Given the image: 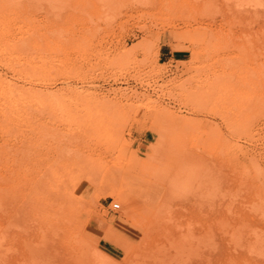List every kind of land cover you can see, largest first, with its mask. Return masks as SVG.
Masks as SVG:
<instances>
[{
  "label": "rangeland",
  "instance_id": "obj_1",
  "mask_svg": "<svg viewBox=\"0 0 264 264\" xmlns=\"http://www.w3.org/2000/svg\"><path fill=\"white\" fill-rule=\"evenodd\" d=\"M77 1L0 0V175H13L17 193L43 176L53 184L61 157L89 160L82 212L73 220L94 255L87 264H161L150 245L177 208L191 223L222 218L241 228L264 205V0L191 1L203 9L173 0H97L85 12ZM183 159L189 164L178 169ZM124 171L154 189L150 208L121 201ZM213 173L225 175L215 194L220 217L202 200L209 187L202 178ZM254 215L264 222L262 212ZM116 217L137 232L125 240L129 258L86 238L97 240L89 222ZM25 230L14 229L12 251L30 252L28 264H47L37 250L45 230L27 246ZM240 230V241L227 239L225 247L261 264L264 249L248 246L264 242V224L256 239L253 229Z\"/></svg>",
  "mask_w": 264,
  "mask_h": 264
},
{
  "label": "bare ground",
  "instance_id": "obj_2",
  "mask_svg": "<svg viewBox=\"0 0 264 264\" xmlns=\"http://www.w3.org/2000/svg\"><path fill=\"white\" fill-rule=\"evenodd\" d=\"M110 1L113 0H108V5ZM191 1L192 0H173V2H177L180 7L181 5H184V3L193 5ZM205 2L207 5H209L211 0H205ZM198 4L199 3L196 5L194 4V8ZM77 6L81 12L88 11L90 7L95 9L97 8V0H78ZM202 6L199 4V7L202 8ZM4 8L5 6H0V13L5 10ZM205 9L207 11V6ZM3 85L4 82L0 80V87L3 88ZM179 122L181 123V121ZM59 163L60 169H55L53 171L54 176H51L53 178V184H50L52 180L50 181L47 177L43 176L44 178H39L35 182L31 183L33 187L25 189L21 187L22 189L18 190L17 193L14 192V189V191H12L13 186H15L13 175L11 173L0 175V260H2V264H28L29 259L31 260L32 256L30 252H21L19 249V252L17 253L12 251L13 237L15 236L14 234H16L14 229H17V231L20 232L21 228L24 227L27 228V231L25 230V235H23V232L21 231V235H23V237L20 235H18V237L20 236L23 238V240L25 239V246L30 244L32 238L38 237L37 234H41L42 229L45 230V245H38L37 250L45 254V257L47 258V264L93 263V253L90 252L82 238L78 236L74 226V218H78V212H82L80 209L84 202L82 189L90 168L88 165L89 160L87 161L85 156L78 154L77 156L70 158L61 157L59 159ZM188 164L189 162L187 159H183L178 162L176 167L179 169L187 166ZM211 165H214V163L212 162ZM210 167H207L206 171L211 172L212 169ZM202 179L204 185L209 184V187L203 194V197L205 198H202V200L207 207L210 206L209 208L213 209L214 217H220L219 214H222V206H216L215 200L219 199V197H216L215 194L217 191L216 187L220 186L222 181H225V175H221V173H217L215 175L213 173L208 179ZM137 180L139 181V184L137 185L136 189L140 190L136 193L137 199L144 204L153 203V201H155L154 189L151 188L147 182H143L142 179L139 178ZM243 185L246 188L249 186L246 182H243ZM260 195L261 201H264V187L261 188ZM16 199L19 201L16 202ZM175 210H178V208L172 210V215L173 211ZM181 210L180 212L175 211V216H169L172 218L171 222L167 220L169 223H166V219L169 217L166 216L167 214L164 215L165 218L167 217L164 220L165 224L163 226L161 225L162 227L158 229L159 231L157 232L159 237L155 239L154 242H152V245H150L151 250L149 255L157 253L159 256V262L161 264H173L178 261L177 259L184 260V264H249L246 263V259L248 260V256L247 258L245 257L246 254L240 255L239 252H235L234 249V251H228V248L225 247V244L228 243L227 239L229 243H233V245L236 243V241H240V234L238 233L239 231L241 232L243 230H240L242 227H244L245 230L246 227L253 229L255 236L253 237L252 234L251 237L256 239L258 237L257 228L260 224H264V222L262 220L260 223L261 220L259 221L254 214L255 212H262L264 216V205L259 206L248 213L244 222H238L241 225H239L241 228L238 227L237 229L233 228V225L237 224L236 221L232 222L222 218V220L218 219V221L215 223H202L201 225L195 222L191 223L187 221V215H184L183 210ZM37 227L40 229L38 230ZM253 238L251 239L253 240ZM262 242H250L251 244L247 242V244H250L248 247H251L252 249L255 247V245L258 248L264 249V242ZM242 245L243 243L240 246ZM240 246L237 244V250L242 248L241 247L238 249ZM245 247H247L246 244L243 248ZM247 248L244 251L249 250V248ZM255 250L257 249L255 248ZM246 253L249 254L248 251H246ZM259 258L260 257H258V259ZM250 260L252 259L250 258ZM155 261L158 262L157 259ZM250 262L252 263V261ZM262 262L261 264H264V259Z\"/></svg>",
  "mask_w": 264,
  "mask_h": 264
},
{
  "label": "crops",
  "instance_id": "obj_3",
  "mask_svg": "<svg viewBox=\"0 0 264 264\" xmlns=\"http://www.w3.org/2000/svg\"><path fill=\"white\" fill-rule=\"evenodd\" d=\"M128 175L131 179L129 178L130 180L127 182V184H125V180H127L126 178L128 177ZM137 179L139 178H137L132 172L124 171L121 175V178L119 179L120 187L117 190V195L121 196V201L124 204L129 205L130 202L135 201L139 202L143 206V209L150 208L153 203L144 204L139 201L137 197L133 196L134 192L137 193L140 191L136 189L137 185L139 184V181ZM123 185L127 186V190L131 194L126 192L128 195H124L122 193ZM86 226H89L88 228L97 238V240H94L85 236L91 243L98 246L97 243L99 241L103 246L107 248L114 250L121 249L124 251V253L126 252L125 254L127 255V257H129V254L132 250V245L125 240H134L136 238L137 232L136 229L131 227L124 218L116 217L112 220V222H104L100 219H97L93 222H89Z\"/></svg>",
  "mask_w": 264,
  "mask_h": 264
},
{
  "label": "built area",
  "instance_id": "obj_4",
  "mask_svg": "<svg viewBox=\"0 0 264 264\" xmlns=\"http://www.w3.org/2000/svg\"><path fill=\"white\" fill-rule=\"evenodd\" d=\"M119 208H120V205H119L118 203H114V204H113V209H114V210L117 211V210H119Z\"/></svg>",
  "mask_w": 264,
  "mask_h": 264
}]
</instances>
